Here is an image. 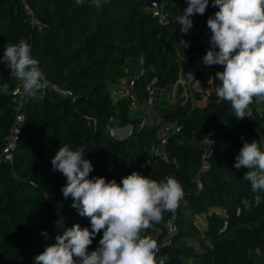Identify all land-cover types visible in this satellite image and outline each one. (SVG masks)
Wrapping results in <instances>:
<instances>
[{"label":"trees","instance_id":"obj_1","mask_svg":"<svg viewBox=\"0 0 264 264\" xmlns=\"http://www.w3.org/2000/svg\"><path fill=\"white\" fill-rule=\"evenodd\" d=\"M25 7L38 25L30 24ZM186 7L187 0H109L99 8L91 0H0V56L9 44L26 40L44 77L57 88L27 96L11 159L0 163V264H34L64 228L76 223L90 228L89 219L71 207L72 198L63 197L66 177L52 170L51 160L64 145L85 149L93 166L89 178L119 184L137 171L158 182L173 176L181 183L184 196L165 264H264V193L251 191L243 178L247 169L234 168L240 136L251 143L257 141L255 130L264 135V102L254 99L251 119H237L230 102L217 97L220 81L214 76L223 66H205L202 58L210 47L207 19L219 9L209 0L205 14L192 16L193 27L181 34L176 17ZM160 36L176 56L164 52ZM185 66L195 68L188 86L177 82ZM122 80L132 83L140 103L151 85L175 86L174 99L162 113L143 120L130 109L127 96L112 98L109 84ZM15 85L8 67L0 64V155L14 124L10 92ZM155 117L159 125L150 122ZM170 122L180 126V133L155 156L151 149L161 126ZM127 125L131 132L125 139L110 134ZM209 129L214 147L198 187L193 181L201 159L197 142ZM199 216L202 227L195 223ZM155 225L142 235L151 236ZM102 234L89 251L99 246Z\"/></svg>","mask_w":264,"mask_h":264},{"label":"clouds","instance_id":"obj_2","mask_svg":"<svg viewBox=\"0 0 264 264\" xmlns=\"http://www.w3.org/2000/svg\"><path fill=\"white\" fill-rule=\"evenodd\" d=\"M108 2L91 0L96 8ZM208 6L209 0H187V7L176 17L181 34L189 33L191 17L204 15ZM212 7L219 10L207 19L210 47L202 63L223 66V71L214 76L220 81L215 89L217 97L230 102L237 119H251L249 106L253 100L264 102V0H212ZM0 64H5L11 77L20 82L16 93L32 98L42 93L44 75L26 40L9 44ZM51 165L54 172L66 177L63 197L72 198L71 207L89 219L90 228H82L79 223L64 228L54 243L33 258L34 264H164L158 260L157 241L142 233L159 223L164 212H175L183 199L182 185L175 177L158 182L133 171L119 184L102 176L89 178L93 166L85 158V149L73 150L68 145L59 147ZM234 168L247 169L243 178L250 182L251 191L264 193V151L256 140L244 141ZM256 203H260L259 195ZM61 224L63 221L57 222ZM101 231L99 246L89 251Z\"/></svg>","mask_w":264,"mask_h":264},{"label":"built area","instance_id":"obj_3","mask_svg":"<svg viewBox=\"0 0 264 264\" xmlns=\"http://www.w3.org/2000/svg\"><path fill=\"white\" fill-rule=\"evenodd\" d=\"M25 14L28 16L29 22L32 25H38L39 22L37 19L34 18L33 14L30 12V10L25 7ZM40 69V67H39ZM41 71V69H40ZM195 68L194 66H185L183 70L181 71L180 78L178 79V83H181V77L182 74H185L186 80L191 79V77H194V72ZM42 72V71H41ZM189 74H192L193 76H189ZM183 77V78H185ZM19 81L16 80V85L14 89L10 92V94L14 97V102H15V119H14V124L9 132V135L6 138V144L3 149L2 154L0 155V163L2 161H10L11 159V152L15 148L16 141L19 136L21 124H22V117H21V109L27 102V96L24 95L22 92L21 93H16V88L19 87ZM44 89L50 90V91H56L57 88L55 85L51 84L45 77H44ZM129 91L126 94V96L129 99V107L133 112H140L143 120L147 119L149 120V116L151 115V111L153 107L155 106L157 100H160L162 90L153 87L152 85L147 88L148 90V98L145 101V103H140L139 99L135 95V93L132 91V83H129ZM177 84V83H176ZM2 90L4 91V88L2 87ZM146 107L145 109H150V111H146L143 108ZM148 112L150 114H148ZM151 123L155 125H159L161 123L160 119L158 117H155L153 120H150ZM122 130V128H116L113 130H110V134L112 136H115L119 138V133ZM180 133V126L177 125L175 122H170L166 123L161 126V129L159 131V141L157 144H155L152 147V154L155 156H161L163 149L168 142V139L171 135L179 134ZM119 135V136H118ZM255 138L257 139L258 144L261 146V150L264 151V135L261 134L258 130H255ZM207 139V140H206ZM209 140V141H208ZM246 138L243 136H240V141L243 146L244 141ZM211 141V142H210ZM247 141V140H246ZM198 145L199 148L201 149V159H200V164L198 169L196 170L193 181L195 182L196 186H200V179L202 174L208 169L209 165L207 162V157L211 153L213 147H214V139L212 136V131L211 129L205 131L201 137L198 139ZM181 202V200H180ZM179 202V203H180ZM256 202V199H255ZM250 201H245L243 203L244 207L249 206ZM176 210L175 212H170L169 216L167 219L161 223H156V225L151 229V236L157 240L158 247L160 248V252L158 254V260L162 259L164 264H165V250L170 246L173 236L176 233Z\"/></svg>","mask_w":264,"mask_h":264},{"label":"rangeland","instance_id":"obj_4","mask_svg":"<svg viewBox=\"0 0 264 264\" xmlns=\"http://www.w3.org/2000/svg\"><path fill=\"white\" fill-rule=\"evenodd\" d=\"M182 76L185 77V74L183 73ZM183 77H181V80H182L181 83L183 85H187L188 86L189 84H191V81L193 80V77H191V79L189 78V80H186V77L185 78H183ZM208 82H209V78L206 79V84H208ZM129 86H130V84L126 80H122L121 82L114 83V84L110 83L109 84V90L111 92L112 98L113 99H117V98H119V96L120 97L126 96V94L129 91ZM173 90H174L173 86H168L167 88L162 90L163 91L162 92L163 93L162 97H161L160 100H157V102H156V104L154 106L155 110L152 111L153 113H157L158 112L160 105L162 107L161 110L159 111L160 113H162L164 110H166L168 108V101H169L170 98H172ZM161 100H162V103H160ZM145 108L146 107H144L143 109L146 110V111H148V110L150 111V109H145ZM148 114H150V113L148 112ZM124 133H125V131L122 129L120 131L119 135H124Z\"/></svg>","mask_w":264,"mask_h":264},{"label":"water","instance_id":"obj_5","mask_svg":"<svg viewBox=\"0 0 264 264\" xmlns=\"http://www.w3.org/2000/svg\"><path fill=\"white\" fill-rule=\"evenodd\" d=\"M159 41H160V43H161V45H162L163 50H164L165 53H168V54H170L172 56H176V50H175V48H173L169 44L168 41L164 40V37L163 36H160L159 37ZM122 129L125 131V133H124V135H120L119 136V139H125L127 136L130 135L131 126L130 125H127V126L123 127Z\"/></svg>","mask_w":264,"mask_h":264},{"label":"crops","instance_id":"obj_6","mask_svg":"<svg viewBox=\"0 0 264 264\" xmlns=\"http://www.w3.org/2000/svg\"><path fill=\"white\" fill-rule=\"evenodd\" d=\"M173 88H174V90H173V94H172V98H170L171 99V101L174 99V92H175V86H173ZM120 97V96H119ZM160 103H162V100L160 101ZM161 105H160V107H159V111L161 110ZM153 110H155V107H153V109H152V111ZM151 111V112H152ZM151 114H156V113H151ZM198 144V143H197ZM195 223L198 225V226H200V227H202L203 226V224H204V221H203V217L202 216H199V217H195Z\"/></svg>","mask_w":264,"mask_h":264}]
</instances>
